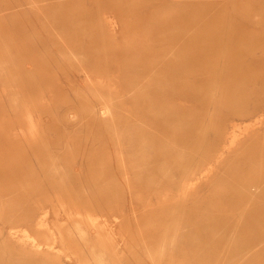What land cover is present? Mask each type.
Wrapping results in <instances>:
<instances>
[{
    "label": "rangeland",
    "instance_id": "374dc122",
    "mask_svg": "<svg viewBox=\"0 0 264 264\" xmlns=\"http://www.w3.org/2000/svg\"><path fill=\"white\" fill-rule=\"evenodd\" d=\"M32 1L0 0V221L8 217L13 205L18 207V200L10 197L13 191L32 199L26 204L36 200V206H51L45 208L46 220L39 228L51 233L49 243L55 235L50 244L59 251L65 264H232L229 256L221 254L208 260L181 255L183 251L178 249L159 255V241L173 231L165 229L162 223L170 219L183 223L188 220L189 209L197 204L207 208L209 214L236 217L240 209L234 203L239 196H233V205L217 203L234 190L230 181L224 179L225 173L250 157L255 163L245 171L246 177L250 175L251 181L258 179L264 173L263 151L247 154L250 145H244L223 162L217 176L202 188L194 181L186 200L168 201H178L177 206L183 207L185 213H172L169 207L160 213L157 202L153 200L150 205L147 202L153 192L160 195L165 192L163 185L167 178L140 173L143 144L139 136L144 131L140 94L143 74L157 67L161 57V49L155 52L153 49H165L167 41H177L180 48L197 54L192 63L196 68H203L209 62L207 59L213 61L216 56L222 57L223 65L256 54L260 56L256 60L263 61L264 0H180L179 6H171L174 10L165 7L168 0H131L125 5L117 0L101 5L87 0L73 6L63 5L53 17L39 13L41 19H36L37 10L32 13L29 8ZM70 10L72 17L64 14ZM31 16L32 24L24 27ZM60 24H65L66 29L60 28ZM29 33L36 45L33 56L41 63L33 64L34 82L39 78L45 80L37 94L31 92L30 84L20 75L21 56L31 53L27 49ZM27 66L31 67L30 63ZM52 83L62 87L56 90ZM102 107L106 108L103 115L90 114ZM259 119L263 125L251 126ZM50 126H57L62 132L47 130ZM258 126L257 142L264 143V111L239 124L236 134L242 138L245 135L242 133ZM58 143L63 153L56 155L54 145ZM29 150L32 156L37 152L48 153V164L62 169V182L68 181L66 177L86 184L98 180L102 186L114 185L120 190L105 196L85 188L77 197L59 196L61 208L55 192L34 196L32 179L17 176L13 182L8 177L10 167ZM150 155L155 157L154 152L150 151ZM89 160L95 163L93 167L86 166ZM167 162L172 163L171 159L164 163ZM31 163L37 167L34 158ZM118 166L126 171L125 175L118 173ZM155 182L162 186L157 191L150 187ZM195 199L199 202H193ZM54 212L60 215L57 223ZM19 213L20 209L13 215ZM67 217L77 220V227L68 226L75 227L74 235H68V229L62 228L60 232L57 227L68 223ZM20 232L24 233V229ZM25 233V238L36 243L32 230ZM100 256L106 260L94 263L92 258Z\"/></svg>",
    "mask_w": 264,
    "mask_h": 264
},
{
    "label": "bare ground",
    "instance_id": "6f19581e",
    "mask_svg": "<svg viewBox=\"0 0 264 264\" xmlns=\"http://www.w3.org/2000/svg\"><path fill=\"white\" fill-rule=\"evenodd\" d=\"M86 1L33 0L29 8L32 13L34 9L35 12L37 10L36 19H41L39 13L53 17L63 5L73 6L78 2L85 3ZM89 1L97 5L108 2V0ZM130 1L117 0V3L125 5ZM180 4V0H168L165 7L179 6ZM213 5L215 6V4ZM172 7L171 10H174ZM64 14L71 16L72 11H66ZM33 19L31 16L28 25L24 27L30 26ZM210 23H212L211 20ZM65 26V24H60L62 29H66ZM30 35L31 33L26 38L27 49L31 53L23 58L21 56L20 75L28 86L30 84L31 92L37 94L40 85L44 84L45 80L39 78L36 80L37 83L34 82L33 64L36 62L39 66L41 63L33 56L32 50L36 45L30 39ZM40 43L44 46V42ZM178 44L177 41L173 43L167 41L165 49L163 47L152 48L153 52L161 49L162 53L160 59L157 60V67H153L152 70L145 69L143 74L140 96L144 131L142 136H139V140L143 144L140 149L142 153L140 158L142 160L141 176L144 172L147 176L151 173L167 178L163 185L165 192L161 195L153 192V197H150L147 203L150 205L155 201L159 204L160 213L167 211L166 207H169L170 211L175 214L176 212L185 213V210L183 207L177 206L178 201H168L172 198L179 201L186 200L191 195L189 188L192 189L191 184L194 181H198L199 187L202 188L217 176L218 168L222 166L223 162L244 145H250L247 154H257L259 150L264 154V143L257 142L259 126V128L250 127L252 130L246 133L240 132L242 135L245 134L242 138H238V134H236L239 124L244 120H249V116L264 111V60L257 61L256 59L260 56L256 54L223 65L222 57L216 56L213 61L207 59L206 61L209 62L204 64L203 68L201 66L196 68L192 63L197 54L180 48ZM23 62L25 67H23ZM28 63L31 67L27 66ZM51 85L56 90L62 87L54 83ZM94 111L90 114L96 117V115H103L106 108L102 107ZM262 122L261 119L256 120L251 126ZM46 129L56 134L62 132L57 126H50ZM246 129L245 126L244 130ZM54 147H56V155L63 153L60 143ZM150 151L155 153V157L150 155ZM47 154L37 152L32 156L30 150L26 151L25 155H22L10 167L8 177L13 182L17 176L32 179L31 188L34 196L49 195L51 191L55 192L56 202L61 208L63 203L58 199L59 196L61 198L64 195L77 197L82 194L85 188L105 196L109 192L120 190L114 185L102 186L98 180L86 184L82 181L76 183L75 180L72 181L71 178L66 177L68 181L62 182V169H58L54 164H48ZM32 158L35 159L37 169L32 166ZM48 159L50 158L48 157ZM170 159L172 163H164L165 160ZM254 163L255 160L248 157L234 164L230 168L231 171H227L230 173H225L224 179L230 181L234 190L229 197L225 196L216 202L233 205L235 202L233 196H239L234 203L240 209L236 217H222L216 213H212V215L208 213L207 208L197 204L196 207L189 209L188 220L183 223L172 222L171 219L162 223L166 227L165 229H173V231L170 235H164L159 241L157 253L162 255L171 251L175 252V249H178V251H183L181 255L190 254L195 259L208 260L221 254L224 257L229 256L228 259L232 264H264V173L254 181L250 180V175L246 177L245 174L247 168H253ZM94 164L92 160H89L86 166L89 168ZM139 166H141L140 163ZM118 167V173L125 175L126 171L122 167ZM57 179L59 182H56ZM150 187L157 191L162 186L155 182ZM10 197L15 201L18 200L16 203L19 208L13 205L8 217L1 219L2 222L0 221V264H65L61 260L59 251L57 252V249L50 244L56 238L55 235L52 236V241L49 243L48 235L51 233L46 229L39 228L46 220L45 208L51 206L47 204L36 206L34 205L36 200L31 204H26L32 199L28 195H15L13 191L10 192ZM102 201L105 202L103 199ZM197 201L195 199L193 202ZM19 209V215L14 216L13 214H16ZM130 209L134 211L132 206ZM145 214L147 215V213ZM59 216L58 212H54V222L59 221ZM76 221L67 217L66 222L70 224L56 226L59 227L60 232L62 228L68 229V235H74L75 227L69 229L68 226L73 224L77 227ZM168 224H171L170 227ZM23 229L24 233L19 234ZM26 230L34 232L36 243L33 240L32 242L29 237H27L28 239L24 237L27 236L25 235ZM209 235L214 237L210 238ZM40 238H43L44 241L40 242ZM92 259L95 261L94 263L98 260L100 262L106 260L103 256L96 260L94 257ZM108 259L110 260V257ZM87 264L92 263L87 262Z\"/></svg>",
    "mask_w": 264,
    "mask_h": 264
}]
</instances>
